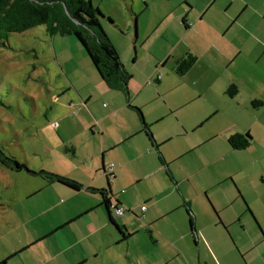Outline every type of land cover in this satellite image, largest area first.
Masks as SVG:
<instances>
[{
  "label": "crops",
  "instance_id": "obj_1",
  "mask_svg": "<svg viewBox=\"0 0 264 264\" xmlns=\"http://www.w3.org/2000/svg\"><path fill=\"white\" fill-rule=\"evenodd\" d=\"M175 5L155 22L162 56L141 47L139 58L135 48L130 63L115 48L129 76L127 94L109 88L87 56L85 74L63 85L74 92L65 105L72 111L52 123L63 129V151L75 162L69 177L83 187L45 180L34 195L51 186L65 200L59 210L39 209L59 213L0 263L264 264V0ZM188 53L195 61L179 75L175 61ZM65 119L76 131L62 128ZM235 133L250 134L246 148L229 146ZM87 187L105 189L109 209ZM114 205L124 214L116 216ZM40 245L43 251L34 249Z\"/></svg>",
  "mask_w": 264,
  "mask_h": 264
},
{
  "label": "rangeland",
  "instance_id": "obj_2",
  "mask_svg": "<svg viewBox=\"0 0 264 264\" xmlns=\"http://www.w3.org/2000/svg\"><path fill=\"white\" fill-rule=\"evenodd\" d=\"M90 1L113 22L112 25L101 19L111 43L113 41L121 55L125 52L130 56V63L136 53L140 58L141 47H150L161 56L164 54L157 46L160 35L155 22L160 13L176 7L180 0ZM69 43L77 48L81 45L71 35L50 37L44 25H37L21 33H10L7 42L0 45V147L5 154L25 163L30 171L44 170L71 178L70 170L75 162L63 151V129L60 125L53 126L52 122L53 116L60 112L72 111L66 106L74 92L64 93L62 88L68 86L69 79L76 82L85 74L82 68L88 55L82 45L79 53L71 51ZM54 47L57 55L53 52ZM141 66L145 67V63ZM77 125L72 119H65L61 124L62 128L75 131ZM109 127L112 128V122ZM44 184L45 180L40 176L25 170L14 172L0 165V257L27 242L36 229L55 217L54 213H59L39 209L54 205L59 210L65 200L51 186L34 195ZM36 208L42 213L36 215ZM258 223L264 226V213ZM256 226L260 229L258 224ZM248 227L255 230L253 225ZM42 245L34 249L43 251ZM34 249L23 255L31 254L36 251ZM8 264L18 263L12 260Z\"/></svg>",
  "mask_w": 264,
  "mask_h": 264
},
{
  "label": "trees",
  "instance_id": "obj_3",
  "mask_svg": "<svg viewBox=\"0 0 264 264\" xmlns=\"http://www.w3.org/2000/svg\"><path fill=\"white\" fill-rule=\"evenodd\" d=\"M101 19L113 25L111 19L104 17L99 8L94 7L90 0H0V45L7 42L10 33H21L37 25H44L45 32L50 37L74 36L85 49L102 81L109 88L127 94L129 76L118 52L102 27ZM194 61L195 56L188 53L175 61L174 71L182 75ZM236 92L237 87L234 84L226 89V93L230 96ZM255 103L256 101L253 104ZM135 109L141 113L139 108ZM141 131L152 145L158 147L146 123H143ZM250 140L251 136L248 133H235L229 136L228 144L232 149L240 150L246 148ZM66 150H72V148L66 146ZM0 165L14 172L25 170L29 174L42 177L48 183L62 184L74 190L83 187L79 182L63 175L44 170L30 171L25 163H20L14 156L5 154L1 147ZM87 190L99 193L109 209L111 202L105 189L87 187ZM109 220L120 232L122 238L128 236V233L122 230L123 227L116 223L115 218L110 215Z\"/></svg>",
  "mask_w": 264,
  "mask_h": 264
},
{
  "label": "built area",
  "instance_id": "obj_4",
  "mask_svg": "<svg viewBox=\"0 0 264 264\" xmlns=\"http://www.w3.org/2000/svg\"><path fill=\"white\" fill-rule=\"evenodd\" d=\"M110 167H113V164H110ZM144 208H145V206H141V209H142V210H143ZM124 212H125L124 207H122V206H115V207H114V214H115L116 216H121V215L124 214Z\"/></svg>",
  "mask_w": 264,
  "mask_h": 264
}]
</instances>
